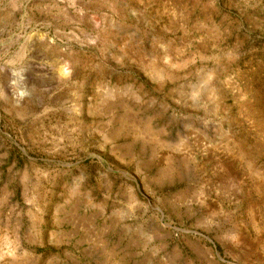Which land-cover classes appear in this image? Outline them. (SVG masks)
<instances>
[{"label": "rangeland", "instance_id": "374dc122", "mask_svg": "<svg viewBox=\"0 0 264 264\" xmlns=\"http://www.w3.org/2000/svg\"><path fill=\"white\" fill-rule=\"evenodd\" d=\"M0 264H264V0H0Z\"/></svg>", "mask_w": 264, "mask_h": 264}]
</instances>
